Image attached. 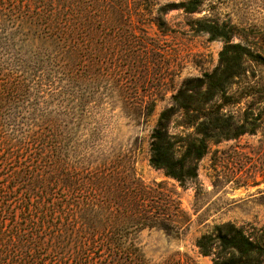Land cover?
Instances as JSON below:
<instances>
[{
  "label": "rangeland",
  "instance_id": "obj_1",
  "mask_svg": "<svg viewBox=\"0 0 264 264\" xmlns=\"http://www.w3.org/2000/svg\"><path fill=\"white\" fill-rule=\"evenodd\" d=\"M20 1L24 19L16 22L19 27L0 29L3 70L22 61L35 66L34 59L58 49L42 25L48 6L41 0ZM81 1L83 18L90 19V11L101 21L92 40L95 47L88 43V29L83 31L85 49L79 62L67 56L65 80L52 72L31 95L3 100L0 116L39 118L36 131L46 127L40 121H51L70 175L77 174L80 191L74 195L83 206L95 194L90 183L95 172L111 168L122 173L123 186L139 182L156 190L155 205L165 225L131 233L126 244L140 255L119 258L118 264H215L216 255L202 254L197 241L205 234L217 236L226 224L264 237V0ZM77 4L70 0L71 16ZM189 4L195 13L186 12ZM204 19L231 28L230 43L246 49L239 74L218 103L240 124L253 123L247 126L253 132L209 144L197 177L180 184L150 164L151 135L172 96L219 66L225 44L202 30L196 21ZM177 119L170 126L173 133L183 130ZM153 204L147 200L146 209ZM254 259L240 264H264V256Z\"/></svg>",
  "mask_w": 264,
  "mask_h": 264
},
{
  "label": "trees",
  "instance_id": "obj_2",
  "mask_svg": "<svg viewBox=\"0 0 264 264\" xmlns=\"http://www.w3.org/2000/svg\"><path fill=\"white\" fill-rule=\"evenodd\" d=\"M79 2L82 1L78 0L71 16L70 0H41L48 6L46 23L43 20L42 25L58 49L34 59L35 66L21 60L23 64L19 66L0 69V103L31 95L35 86L46 85L52 72L65 80L67 56L71 54L73 62H79L81 50L85 49L83 31L88 29V43L92 44L96 25L101 22L90 11V19H84ZM18 4L19 0H0V29L5 25L19 27L16 22L24 15ZM190 4L186 12L195 13L197 9H191ZM196 22L213 40L224 41L219 66L205 79L189 80L172 96V105L160 114L150 143V164L180 184L197 177L198 162L209 144L253 132L247 127L253 123L240 124L224 113L223 103H218L227 96L230 80L239 74L246 49L239 43H230L232 29L224 24L207 19ZM194 81L198 83L190 85ZM175 117L180 118V133L170 128ZM33 120L0 116V264H118L119 258H137L138 249L126 244L129 235L166 223L155 205L156 190L139 182L123 186L122 173L111 168L95 172L90 179L95 194L86 197L83 206V201L74 195L80 191L79 181L77 174L70 175L71 169L63 160L58 131L50 128V120L40 121L46 127L36 131L34 127L39 125L34 122L39 118ZM191 127L193 132L189 131ZM147 200L154 203L152 210L146 209ZM102 219L108 223L101 224ZM118 221L128 225H109ZM218 230L217 236L205 234L197 241L202 254L216 255L215 264H240L244 259L264 256L263 236L246 235L231 224Z\"/></svg>",
  "mask_w": 264,
  "mask_h": 264
}]
</instances>
